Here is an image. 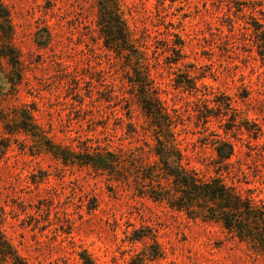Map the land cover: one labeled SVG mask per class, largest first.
<instances>
[{"label": "rangeland", "instance_id": "374dc122", "mask_svg": "<svg viewBox=\"0 0 264 264\" xmlns=\"http://www.w3.org/2000/svg\"><path fill=\"white\" fill-rule=\"evenodd\" d=\"M0 3V230L26 264H264L221 223L138 194L133 176L155 161L154 140L130 68L98 35L96 0ZM118 3L164 105L181 115L184 162L264 201V0ZM223 95L260 126L257 138L224 134L220 116L204 129L202 111ZM214 132L234 144L229 172L203 139ZM55 147L109 151L122 168L64 162Z\"/></svg>", "mask_w": 264, "mask_h": 264}, {"label": "trees", "instance_id": "16d2710c", "mask_svg": "<svg viewBox=\"0 0 264 264\" xmlns=\"http://www.w3.org/2000/svg\"><path fill=\"white\" fill-rule=\"evenodd\" d=\"M96 27L103 45L113 49L118 57L124 58L129 69V80L136 89V98L144 112L146 125L143 127L145 136L152 135L154 144L150 151L156 157L152 164L138 168L133 176L138 194L147 195L156 201H163L169 207L184 211L188 216L203 220L215 221L229 232L242 240H246L264 251V201H255L248 193L243 195L234 184L225 182L220 175L203 178L195 168L184 162V154L177 139V125L181 119L176 110L170 111L163 103L150 68L145 52L132 38L131 32L122 17L118 0H96ZM0 16H7L0 3ZM10 38V35H8ZM264 43V38H257ZM142 44V43H141ZM176 44V43H175ZM143 48L144 45H141ZM260 46H263L260 45ZM182 42L178 48L171 47L176 55L171 61L176 62L181 57ZM187 86L195 87L192 78H187ZM220 97V96H219ZM216 106L206 105L202 111L204 129L211 116L225 119L222 123L224 134L232 127L245 128L250 137L257 138L260 126L249 123L237 108L233 107L226 95L215 99ZM31 118V115H29ZM206 143H210L215 152L218 170L228 171L229 159L234 154V144L225 136L209 133ZM149 145V144H148ZM49 147H52L48 144ZM85 147L82 154L55 147L54 153L64 162H80L90 164L95 169L119 172L120 156L116 157L109 151L91 154ZM64 150V151H63ZM82 158V159H79ZM126 168H129L127 166ZM129 169H125L129 174ZM124 171V172H125ZM0 261L12 264H26L11 243L0 230Z\"/></svg>", "mask_w": 264, "mask_h": 264}]
</instances>
